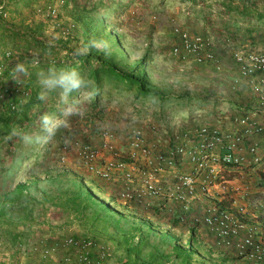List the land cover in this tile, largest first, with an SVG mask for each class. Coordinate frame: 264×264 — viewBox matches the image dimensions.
<instances>
[{"label": "rangeland", "instance_id": "1", "mask_svg": "<svg viewBox=\"0 0 264 264\" xmlns=\"http://www.w3.org/2000/svg\"><path fill=\"white\" fill-rule=\"evenodd\" d=\"M21 2H14L12 8L4 7L6 16L0 18L1 22L25 31L38 24L40 34L36 40L48 49L31 43L24 47L23 42L8 38H3L5 45H0V52L6 48L14 50V59L3 73V83L9 82L17 62L27 65L29 71L21 79V87L29 90V97L20 109L26 115L17 123V131L38 132L42 114L59 115L61 104L57 92L49 93L45 101L37 99L42 91L38 73L74 62V50L84 45V31L90 40L110 43L111 55L99 52L101 58L122 72L137 68L136 72L144 75L157 95L136 98L133 90L103 84L94 98L89 96L94 91L91 82V88L74 93L70 99L82 106L83 115L71 117L69 126L61 128L43 147L26 146L13 132L9 140L0 138V206L4 194L21 183L30 185L28 193L34 200L28 226L0 220V264H57L73 251L61 245L68 237L92 240L96 248L102 246L109 253V260L115 262L117 248L122 249L116 245V239L123 232H130V220L135 225L132 231L136 229L151 236L167 233L185 246L186 226H168L161 215L154 217L139 205L121 204L114 195L115 183L89 176L71 154L67 162L60 163L59 148L74 137L86 136L94 142L98 132L104 129L115 133L122 143L127 132L137 126H142L150 139L167 140L174 130L203 119L215 122L216 115L221 117L219 112L231 113L237 101L248 94L246 85L238 80L231 52L249 41L257 49L264 48V18L253 17L255 12L264 11V0H67L54 19L58 27L34 14L37 0L30 6ZM243 8L248 11L246 17L235 12ZM69 24L73 27L62 33ZM174 28L205 37L217 32L218 39L212 37L216 41V63L198 64L172 56ZM223 30L228 34L226 39L231 38L229 33L235 32L234 36L238 33V42L221 41ZM31 58H38L41 65H33ZM86 74L87 71L84 79ZM4 109L0 100V112ZM87 115L96 119L92 132L87 131L88 125L84 123ZM198 236L207 243L213 261H223L217 257L222 254L223 264H251L227 249L214 246L205 232L200 231ZM204 244L200 248L204 251L202 255L206 254ZM164 248L170 249L168 244Z\"/></svg>", "mask_w": 264, "mask_h": 264}, {"label": "built area", "instance_id": "2", "mask_svg": "<svg viewBox=\"0 0 264 264\" xmlns=\"http://www.w3.org/2000/svg\"><path fill=\"white\" fill-rule=\"evenodd\" d=\"M66 1L37 0L33 12L58 27L54 19ZM3 9L0 5V18L6 16ZM173 36L172 56L216 63L207 36L180 28L173 29ZM13 59V49L0 52V100L14 112L29 90L12 77L2 82ZM31 59L33 64L36 58ZM231 60L248 94L228 115L219 112L215 122L203 119L162 141L150 139L142 126L131 128L122 143L104 129L94 142L86 136L64 141L58 158L65 163L71 154L89 176L115 183L118 202L146 210L155 207L168 226V218L174 216L178 224L193 226L197 236L205 232L214 246L251 264H264V48L239 44ZM61 245L73 251L57 264H124L110 261L109 253L87 238L68 237Z\"/></svg>", "mask_w": 264, "mask_h": 264}, {"label": "trees", "instance_id": "3", "mask_svg": "<svg viewBox=\"0 0 264 264\" xmlns=\"http://www.w3.org/2000/svg\"><path fill=\"white\" fill-rule=\"evenodd\" d=\"M21 2L24 6H30L33 0H17L14 2ZM11 2V3H14ZM1 3V2H0ZM230 9L228 8V11ZM240 16H248V11L243 8L240 10L235 11ZM253 17L257 19L264 18V11L261 12H255ZM23 28V27H22ZM19 29V28H18ZM16 29L13 26H8L1 22L0 20V45H5L3 38H8L9 41L12 40L13 42H23L22 45L24 47H28L30 43L34 45L35 47L42 48L44 50L48 49L46 46H43L42 43L38 42L36 40V37L40 34V26L37 24L33 27L32 30H26L25 29ZM237 31L239 28L236 29ZM243 31V30H241ZM94 33H96V30H94ZM85 37L83 40V44L86 45L87 42L90 40L88 39L87 32L84 31ZM231 36L230 39L234 40L238 33L235 32L229 33ZM234 36V37H232ZM93 39V38H92ZM229 42V38H227ZM237 39V38H236ZM237 42H235L236 44ZM249 45L253 46L254 43L252 41H249ZM99 52L95 49L91 50L90 53L87 56H76V60L70 64H67L65 66H56L57 70L60 69H75L80 73V75L83 77L84 73L87 71L86 74V80L90 81L94 85V91L98 90V93L100 92L102 85H112L114 88H123L125 90H133L134 96L146 98V97H155L157 95V92L152 90L150 88V85L148 84V81L144 77V75L137 73V68H133L132 70L128 72H122L115 68L114 64L107 61L104 58H101L99 56ZM41 65V62L40 64ZM43 65V64H42ZM59 65V64H56ZM42 67V66H39ZM38 67V68H39ZM55 68V69H56ZM74 95V93L71 95V97ZM97 96V94L94 95V98ZM71 97L69 99H71ZM23 106V105H22ZM17 111H8L7 112H0V138L8 139L9 136H11V133L18 129L17 123L21 121L22 119H25V112H21L20 109ZM9 140V139H8ZM30 185L28 184H17L14 185L8 192H6L3 196V203L0 206V220L1 222L7 224H16L20 223L21 225L28 226V221L32 220V204L34 203V200L31 199L30 194L28 193V188ZM96 188H99L97 185H95ZM154 217L158 216V210L155 207H151L148 211V213ZM167 223L169 226H177L178 223L176 222L174 216L169 217L167 220ZM118 223L115 222V225ZM4 225V224H3ZM183 226V225H182ZM115 227V226H114ZM134 227L130 226V232L128 230L123 232L120 239H116V245L122 248L125 255L127 256L126 260L123 261L125 264H129L127 262L130 261V258L128 257L130 254H138L141 250V247L138 246L137 243H133L131 241ZM186 232L188 233L187 238L183 241L185 243V246L181 245L180 242H177V238H173L172 236H169V234H165L164 238H162L164 241L168 240V243H163V245L168 244L170 252L174 254L176 258H180L181 260L184 259V263L188 264V255L191 252L194 253H204V251H201L202 241L199 240V236L196 235V232L193 228V226H186ZM137 233L140 234L139 230H137ZM12 238L15 239V234L12 235ZM170 242L172 243L170 245ZM162 245V246H163ZM205 245V244H204ZM205 255L207 257H211L212 252L209 251L206 246L204 247ZM164 253V249L161 248V254ZM165 254V253H164ZM163 254V256H164ZM166 255V254H165ZM167 256V255H166ZM165 257V256H164ZM218 258H222L224 261V257L222 254L217 255ZM213 264H223V262H214Z\"/></svg>", "mask_w": 264, "mask_h": 264}, {"label": "clouds", "instance_id": "4", "mask_svg": "<svg viewBox=\"0 0 264 264\" xmlns=\"http://www.w3.org/2000/svg\"><path fill=\"white\" fill-rule=\"evenodd\" d=\"M95 49L105 55H111V45L107 40L91 39L86 45L74 50L76 56H87L91 50ZM38 58L33 60V65L38 64ZM29 75L28 66L22 62H17L13 66L12 80H21ZM38 83L42 91L37 95L39 101H45L49 93L57 92L60 97L61 107L59 115L44 113L39 118V131L35 133H25L13 131L12 135L18 137L26 146L43 147L57 134L61 128L69 126V119L74 116L83 115L82 106L75 100L69 98L73 93L82 89L91 88V82L84 79L75 69L49 68L47 72L38 73ZM98 94V90L89 93V96Z\"/></svg>", "mask_w": 264, "mask_h": 264}, {"label": "crops", "instance_id": "5", "mask_svg": "<svg viewBox=\"0 0 264 264\" xmlns=\"http://www.w3.org/2000/svg\"><path fill=\"white\" fill-rule=\"evenodd\" d=\"M0 2H1L0 5L4 6L5 8H12V6H13V3H11L12 1H10V0H0ZM223 31H224V34H223V37H220V40L221 41H227L229 43L228 39H226L228 34L226 33V30H223ZM225 33H226V36L224 37ZM218 36L219 35L217 32L213 33V35L211 37L207 36L209 38V41L212 44L213 50H215L214 43L216 42L215 40L218 39L217 38ZM212 37L215 38L214 41H213ZM222 38H223V40H222ZM234 42H238L236 38L234 39ZM244 44L250 46L249 43H243L242 45H244ZM255 46H256V44L251 46V47L255 48ZM87 116H88V119H85L84 123H87V125H88L87 131L92 132V129L94 128L96 119L94 116H89V115H87ZM86 134L90 135V133L89 134L86 133ZM129 225L132 227H135L133 221H131V220L129 222ZM144 233L140 232V234H138L136 229L133 231V235L131 236L132 237L131 241L133 243H137L138 246L141 247V250L138 254H135V255L130 254L128 256L130 258V261L127 260V262L129 264H185L184 259L181 260L180 258H176L174 256V254L170 252V250H165L163 243L164 242L168 243L169 241L168 240L164 241L162 239V238H164V236H161V235L160 236L159 235L151 236V234H149V233L148 234H146V233L144 234ZM199 240L203 242L202 244L206 243L202 236H199ZM205 246H208L207 243L205 244ZM113 247H115V246H113ZM161 248H162V250L164 249V253L167 256L164 253L161 254ZM116 252H117V256L115 258H113V260H115L116 262H123L126 260L127 256L125 255V253L122 249L117 248ZM163 254L165 257L163 256ZM187 259H188V264H210V263L218 262V261H213L212 259H210L206 255H202L200 252L189 253ZM117 260H119V261H117ZM221 262H224V261H221Z\"/></svg>", "mask_w": 264, "mask_h": 264}]
</instances>
